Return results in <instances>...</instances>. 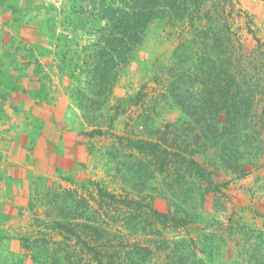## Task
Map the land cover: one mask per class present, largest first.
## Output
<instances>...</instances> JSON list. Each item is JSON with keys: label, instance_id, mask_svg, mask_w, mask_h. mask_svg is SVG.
Segmentation results:
<instances>
[{"label": "trees", "instance_id": "obj_1", "mask_svg": "<svg viewBox=\"0 0 264 264\" xmlns=\"http://www.w3.org/2000/svg\"><path fill=\"white\" fill-rule=\"evenodd\" d=\"M230 4L71 0L70 15L79 18L77 26L91 43L81 46L83 55L75 59L84 68L72 67L73 61L64 56L59 69L71 73L62 78L72 79L76 71L84 75L76 82L73 98L85 121L96 126L103 111L113 114L105 130L96 126L85 135L110 138L109 156L126 160L120 161L125 189L115 193L94 180L79 185L67 181L88 197L77 198L74 205L82 211L73 218L64 215L71 208L62 207V217L45 222L62 241H54L56 247H36L33 264L212 262L222 239L203 231L202 210L210 196L223 195L228 183H218L215 176L221 171L230 180L242 179L264 152V43L247 28L255 44L250 50L243 46L240 29L225 14ZM154 22L172 46L167 66L154 80L159 89L150 95L143 82L135 94L119 97L108 107L115 83L135 61ZM161 106L177 109L180 117L160 128H145L149 138L112 132L113 121L127 108H143L137 118L146 126ZM117 146L130 156L118 152ZM64 193L67 197L73 192ZM156 199L164 202L165 211L155 207ZM260 217L264 228V215ZM189 228L197 232L194 237H164L167 230ZM20 242L30 250L24 239Z\"/></svg>", "mask_w": 264, "mask_h": 264}, {"label": "rangeland", "instance_id": "obj_2", "mask_svg": "<svg viewBox=\"0 0 264 264\" xmlns=\"http://www.w3.org/2000/svg\"><path fill=\"white\" fill-rule=\"evenodd\" d=\"M228 1L232 8L227 7L225 14L240 29L243 46L250 50L255 44L247 28L264 43V0ZM70 7L71 0H0V264H33L36 247H56L54 241H62L56 232L46 229L45 222L62 217V207L71 208L64 214L68 218L82 211L74 205L78 197H88L77 186L80 182L94 180L115 193L125 189L120 161L126 160L109 156L113 150L110 138L85 135L96 126L105 130L113 114L103 111L96 126L85 121L73 98L76 82L85 79L84 75L78 76L76 71L72 79L62 78L63 73H71L59 69L64 56L66 61H73L72 67L84 68L75 59L83 55L80 47L91 43V37L77 26L79 18L70 15ZM171 50L160 25L151 23L135 61L115 83L108 107L119 97L135 94L143 82L153 95L159 89L154 80L167 66ZM142 110L127 108L113 121L112 132L147 139L148 130L180 117L177 109L161 106L142 126L137 118ZM54 117L59 122V134L73 135L72 151L64 145L65 135L57 143L48 144L52 155L66 159L76 156L66 170L49 166L39 156H44L37 141L46 129L45 120ZM117 147L118 152L130 156V152ZM135 158L136 154L129 163ZM252 166L250 174L242 179L230 180L221 171L215 176L218 183H228L223 195L210 196L202 210L203 231L222 239L210 264H264L260 217L264 215V152ZM69 180L78 184L72 186ZM67 190L73 193L65 197ZM155 207L165 211L163 201L156 199ZM196 233L193 228L167 230L164 237L172 240ZM22 239L30 250L23 249ZM74 244L70 241L71 246Z\"/></svg>", "mask_w": 264, "mask_h": 264}, {"label": "crops", "instance_id": "obj_3", "mask_svg": "<svg viewBox=\"0 0 264 264\" xmlns=\"http://www.w3.org/2000/svg\"><path fill=\"white\" fill-rule=\"evenodd\" d=\"M45 127L46 129L43 131V133L41 134V136H39L38 139V143L37 144H41L40 149L43 155H39L40 157H42L43 159H45V162H47L49 164V166H54L56 168L59 169H63L66 170L68 168H70L72 166V164L74 163V159L76 156H72L70 158H64V157H58L56 155H52L49 152V145L48 144H55L57 143V141L59 140V138L61 137V135H65L63 134H59L60 131V127H59V122L57 121L56 117H54L53 119H48L46 118L45 120ZM71 136H73L72 134H66L64 136L65 139H63L64 141V145L67 146L68 148L71 149V151L74 149L72 146V139ZM71 146V147H70ZM77 155V152H75ZM73 154V153H72ZM36 156V155H35Z\"/></svg>", "mask_w": 264, "mask_h": 264}]
</instances>
